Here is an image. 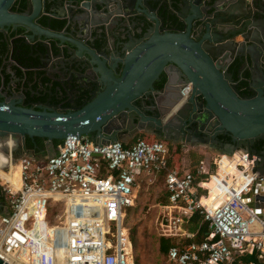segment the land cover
Returning <instances> with one entry per match:
<instances>
[{"label": "water", "instance_id": "obj_1", "mask_svg": "<svg viewBox=\"0 0 264 264\" xmlns=\"http://www.w3.org/2000/svg\"><path fill=\"white\" fill-rule=\"evenodd\" d=\"M27 1L26 11L15 12L16 0H0V33L24 28L31 42L40 40L46 50L39 54L41 70L49 77L56 68L57 77L69 81L67 88L58 87L69 107L40 105L35 110L21 106L13 95V100H0V141H12L4 155L14 165L23 156L36 160L39 138L45 140L46 154L57 148L55 141L70 135L109 145L160 131L163 141L179 145L181 130L195 112L201 118L200 125L194 122L197 140L188 136L183 145L214 149L222 145L219 136L226 135L230 142L220 154L243 150L255 156L261 179L252 187L248 207L264 220V146L255 148L264 143V0H62L52 12L66 22L60 31L38 24L45 3L56 0ZM252 9L255 16L245 21L244 12ZM173 22L184 29H172ZM224 22L243 24L242 30L228 35L215 30ZM205 23L212 30L203 31L200 40L193 27ZM98 39L105 41L101 49ZM236 60L249 67V96L240 95L230 72ZM162 75L166 82L159 90L155 83ZM85 90H91L85 103L74 106L75 94ZM139 101H145L150 116L135 107ZM27 139L34 149L27 148Z\"/></svg>", "mask_w": 264, "mask_h": 264}, {"label": "built area", "instance_id": "obj_2", "mask_svg": "<svg viewBox=\"0 0 264 264\" xmlns=\"http://www.w3.org/2000/svg\"><path fill=\"white\" fill-rule=\"evenodd\" d=\"M190 90L191 84L182 92L184 101ZM168 159L165 141L139 138L131 146L119 141L100 145L79 135L68 136L44 161L21 157L15 164L20 188L0 179L5 197L0 201V260L136 264L128 210L136 206L140 177L165 171L168 204L160 207L162 227L179 239L168 252L170 263L244 264L236 256L249 254L260 258L249 264H264V220L245 199L261 179L255 171L257 158L238 150L219 154L214 169L201 161L191 171L170 169ZM57 203L61 207L51 223L49 209ZM195 212L210 232L199 244L183 245L181 239L192 235L182 224Z\"/></svg>", "mask_w": 264, "mask_h": 264}, {"label": "trees", "instance_id": "obj_3", "mask_svg": "<svg viewBox=\"0 0 264 264\" xmlns=\"http://www.w3.org/2000/svg\"><path fill=\"white\" fill-rule=\"evenodd\" d=\"M57 4H59V2L58 3L57 2H54V3L48 2L45 13L40 16L39 22L43 26L50 25L53 30L60 31L64 28L66 22L64 20H58L51 15L52 12L57 7ZM27 6H28L27 0H18L12 9L14 11H23L27 8ZM19 31H20V33L21 32L26 33L24 28H19L18 32ZM16 34H17V31H12L8 37H2V36H1L2 38L0 37L1 38L0 39V78L2 75L8 77V75H6V68L11 65V63L8 62L9 57L7 56V54L10 51V48H11L9 41ZM27 34L30 35L29 32H27ZM14 43H15L16 47H15L14 53L12 55V60H13L12 62H17L19 64L26 65V62L28 61L26 67H28L29 70L27 73H25V76L29 78V81H31V82L34 81L35 80L34 78L38 75L40 78H42V81L47 83L48 80L44 77L45 72L43 70L39 73H38V71H36L41 66L40 57H39V59H34L33 57L29 56V53L31 52L30 47L25 45V42L23 39L22 40L16 39V40H14ZM104 44H105V41L101 40V39H98L96 42L97 47L100 49L104 46ZM40 49H41L40 50L41 53L46 52V50L44 49L43 46H41ZM54 50H55V54H56L57 53L56 48H54ZM18 52H20V53H18ZM17 54H19V56ZM25 54H27L28 56H24ZM241 65H242V63L239 60H236L231 65L230 72L233 73L234 80L238 81V83H239L238 89L240 91V95L241 96H249L250 93H249V90L247 88L249 85V72L246 71V72L241 74V72H240ZM14 70H16L19 75H23V72L20 69L16 68L15 65H14ZM8 79L6 78V80H8ZM165 82H166V77H165V75H162L160 77V79L155 83V88L161 90L163 88ZM59 86H61V85L59 84ZM76 87H77V85H74V88H76ZM90 91L91 90H89V91L85 90L79 94L78 93L75 94L74 106L79 107V106L83 105L85 103V101L87 99V95L90 93ZM60 100H63V99H60ZM65 105L69 106L68 103H66ZM139 138L144 139L142 134H140L136 138V140ZM154 140L163 141L160 138H155ZM61 143H62V141H55V146L57 147ZM36 144L38 146V149H37L38 151L45 152V140L44 139H40V138L36 139ZM166 145L169 149L168 167L170 169L178 168L180 170H184L185 167H183L182 164H179L178 167L176 166V163L178 162V160L176 161L175 158L171 156V151L173 150V145L170 143H167V142H166ZM27 148L28 149H34V145L30 139H27ZM180 148L181 147L177 146L175 153L176 152L180 153V151H181ZM201 161H203V159L198 160L197 165L200 164ZM211 166H212V169H214V166L213 165H211ZM190 171H191V169H190ZM165 177H166L165 171H162V172H160V174L157 175V179H160V180L162 179L164 181V194H165V196H164V199L162 201V205L168 204V192H167L166 186H165V180H166ZM205 177H206V175H205ZM0 199H1V201L5 202V197H3L1 194H0ZM60 207H61L60 203H57L55 205L50 206L48 219L51 223L55 222L54 218H55V215L58 213V209ZM132 210H133V208L128 210V216H127V220H126L127 226H129L128 220L130 218V214H131ZM128 228H130V227H128ZM182 228L185 229L186 231H188L190 234H193L192 237H185V238L181 239V243L183 245H190L192 243L199 244L207 238V236L210 232L209 227H208V223L203 221L202 216L198 212H195L188 220H186L182 224ZM130 234H131V240L133 243L134 258H135L136 264H138V260L136 259V256H135V248H136L137 242L135 240L134 235L132 234L131 228H130ZM176 244H177V241L171 235H160L158 237V251H159L160 263L164 264L167 262L168 252H169L170 248H172ZM252 260H254L256 262L259 261V259L256 257V255H252ZM238 261H241V260L238 259ZM244 264H249V263L245 262Z\"/></svg>", "mask_w": 264, "mask_h": 264}, {"label": "flooded vegetation", "instance_id": "obj_4", "mask_svg": "<svg viewBox=\"0 0 264 264\" xmlns=\"http://www.w3.org/2000/svg\"><path fill=\"white\" fill-rule=\"evenodd\" d=\"M17 1L18 0H16V2ZM61 1L62 0H56L57 3L59 2V4ZM48 2H50V1H48ZM48 2L45 3L46 8H47ZM258 2H260V0H258ZM46 8H45V10H46ZM26 9L23 11H15V12H24V11H26ZM241 10H246V9H241ZM256 11H257L256 9H252V12L249 11V13L243 11L245 13V15H247V18H245V21H248L249 18L251 19L252 16L254 17ZM44 13H45V11H44ZM44 13H42V14H44ZM224 23H225V26H221L220 24H215V27H216L215 30H217L218 32H222L225 35H228L230 33L235 34L238 30H242L243 24L239 23L236 25L233 22H224ZM38 24L42 27H46V26H43L40 22H38ZM171 28L182 30V29H184V26L177 24V22H173ZM193 28H197L198 33H196L195 36L200 37V40L205 35L204 33H202L203 31H207V29H209V32H211V30H212V28L207 23H205L203 25L198 24L197 27L195 26ZM18 30H19V28H17V29L9 28L7 30V32L0 33V37L1 36L2 37H8L12 31H17V34L15 36H13L14 38L13 37H12V39L10 38L11 40L9 41L11 48H10V51L7 54V56L9 57L8 62H10L11 65L6 68V75H8V77L2 75L0 78V100L1 101H5L6 99L13 100V98L11 96V95H13L15 100L18 101L21 106L28 108V109L37 110V107L40 105H48V106L56 105V106H61L64 109L68 108L69 106L65 105L67 103L66 99L60 100L61 99L60 98L61 92L58 91V86H59V84L60 85L64 84L65 88H67L69 86V81L68 80L63 81V80L59 79L56 75V72H57L56 68H52L51 70H49V72H48L49 77H47L45 74L44 77L48 80L47 83L42 81V78H40L38 75L34 78L35 80L31 82V81H29V78L25 76V73H27L29 70V68L26 67L28 61L26 62V65L19 64L17 62H12L13 61L12 55H13L15 47H16L14 40H16V39H21V40L23 39L25 42V45L30 47V50H31V52L29 53L30 57H33L34 59H39V54L41 53L40 48H41L42 44L39 43L40 40L36 39L33 42H31L29 39V35L27 34V31H25L26 33H24V32L20 33V31L18 32ZM245 33H247V29L244 32L242 31L241 33L236 34L235 39L238 41H239V39L241 40L243 38V36L245 35ZM18 53H20V52H18ZM17 55L19 56V54H17ZM24 56H28V55L25 54ZM14 65L16 68L20 69L23 72V75H19L17 73V71L14 70ZM39 69L36 70V71H38V73L42 71L41 66L39 67ZM248 69H249L248 65L242 62V65L240 68L241 74L248 71ZM6 78L7 79L9 78V79L6 80ZM236 82H237V88H238L239 83H238V81H236ZM248 90H249V88H248ZM249 93H250V91H249ZM135 107L138 108V110L141 112V114H143L147 117L150 116L149 115L150 113L147 110V105L145 104V101L137 102ZM194 116H197L195 112L190 113L187 126L181 130V135H182L181 143L182 144H180V145H183L185 143L188 136H190L191 141H194V139H196L193 137V134L196 130V128L194 130V127H196L194 122H197L200 125L201 124V118H199L198 116L194 118ZM192 118H193V121L190 120ZM189 128L191 130H194V131L189 132L187 130ZM185 130H187V132H185ZM141 134L142 135H148L145 133H141ZM149 136H151V135H149ZM152 137L160 138L163 140V134L160 131L156 132V135H153ZM218 139L221 141L222 145L215 144L214 149H212V150L219 152V151H222L225 149L224 146L230 142V137L223 135V136H219ZM167 143H170V142H167ZM170 144H172V143H170ZM175 146H177V145H175ZM263 146H264V143L261 142V143H258L255 146V148L258 150H262ZM11 147H12V144L9 141H6V142L0 141V166L4 167L7 165V162L10 163L9 156L4 155V149H9ZM207 148L210 149L209 147H207ZM247 149L251 150L248 147H247ZM250 193L252 194V190ZM250 193L245 197L246 201H248V202L252 200V195Z\"/></svg>", "mask_w": 264, "mask_h": 264}, {"label": "rangeland", "instance_id": "obj_5", "mask_svg": "<svg viewBox=\"0 0 264 264\" xmlns=\"http://www.w3.org/2000/svg\"><path fill=\"white\" fill-rule=\"evenodd\" d=\"M147 141H154V137L143 135ZM180 153H175L177 146L173 145L171 156L179 164H185L186 169L192 170L197 166L198 160L203 159L206 164L211 163L218 151L203 147L192 148L179 145ZM211 165V164H210ZM1 179V178H0ZM3 182V179H1ZM161 183V184H160ZM164 181L157 176H142L138 181V198L128 220V227L137 242L135 256L138 264H162L159 260L158 237L170 235L169 229L163 224L160 206L164 199ZM62 214V213H61ZM129 228V229H130ZM131 235V234H130ZM164 264H172L168 260Z\"/></svg>", "mask_w": 264, "mask_h": 264}, {"label": "crops", "instance_id": "obj_6", "mask_svg": "<svg viewBox=\"0 0 264 264\" xmlns=\"http://www.w3.org/2000/svg\"><path fill=\"white\" fill-rule=\"evenodd\" d=\"M250 1V3H253L254 1H256V0H249ZM92 140V139H91ZM93 141V140H92ZM135 141H136V138L135 139H133V140H131V141H129V142H127V143H123V144H125L126 146H131V145H133L134 143H135ZM180 145V144H179ZM179 145H177V146H179ZM184 146V145H183ZM203 149V147H201V150ZM57 153V148L55 149V150H51L48 154H46V152H40V151H36V161H38V162H40V161H44V160H46V158L47 157H50V156H53V155H55ZM220 153L218 152V154L214 157V159L212 160V162L211 163H208V164H206V162H205V164H206V166L208 167V169H211L212 168V166L211 165H213L212 163H213V161L215 160V158L219 155ZM211 164V165H210ZM7 165H9V162H7ZM6 165V166H7ZM6 166H0V168H5ZM183 167H185V164L183 163ZM185 169H186V167H185ZM186 170H188V169H186ZM158 174H160V173H158ZM157 174V175H158ZM157 175H155V176H157ZM142 176H144V175H142ZM141 176V177H142ZM0 177L1 178H5L6 177V175L2 172V171H0ZM141 177H140V179H141ZM139 179V180H140ZM138 180V181H139ZM14 182V181H13ZM210 188L213 190V188L210 186ZM138 198V197H137ZM0 201H1V199H0ZM137 201V200H136ZM2 202V201H1ZM135 205H136V203H135ZM163 205H161L160 207H162ZM160 212H161V208H160ZM161 214V216H163V214L162 213H160ZM187 234H190L188 231H186L185 229H183ZM190 235H192L193 236V234H190ZM175 240L178 242L179 241V239L178 238H175ZM238 259H240L242 262H247V263H251V262H254V260H252V255H249V254H245V255H242V256H236ZM259 260H260V258H259Z\"/></svg>", "mask_w": 264, "mask_h": 264}, {"label": "bare ground", "instance_id": "obj_7", "mask_svg": "<svg viewBox=\"0 0 264 264\" xmlns=\"http://www.w3.org/2000/svg\"><path fill=\"white\" fill-rule=\"evenodd\" d=\"M9 142L13 145L11 140H9ZM9 160H10L9 165H7L5 168H0V171H2L6 175V177L5 178L0 177V178L10 182L12 184V186L14 187V189L18 190L20 188V171H19V168L17 166L15 167L11 158ZM225 172L229 173V170L227 169V170H225ZM213 197L214 196H212V199H213Z\"/></svg>", "mask_w": 264, "mask_h": 264}]
</instances>
